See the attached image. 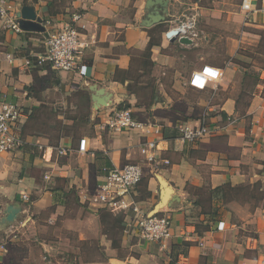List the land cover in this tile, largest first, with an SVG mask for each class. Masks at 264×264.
Returning <instances> with one entry per match:
<instances>
[{"label":"crops","instance_id":"0c3cea01","mask_svg":"<svg viewBox=\"0 0 264 264\" xmlns=\"http://www.w3.org/2000/svg\"><path fill=\"white\" fill-rule=\"evenodd\" d=\"M7 1L16 14L32 7L46 34L78 15L84 46L73 72L26 67L45 51V34H15L0 18V103L23 109L22 146L0 156V264H30L34 246L44 264H264V63L254 50L242 67L236 62L246 41L258 44L264 0H249L263 10L248 18L243 0H168L165 20L151 26L147 0ZM182 4L192 14L180 20ZM181 23L186 32L167 39ZM181 36L191 43H180ZM204 65L221 69V81L204 91L188 88L191 72ZM121 108L151 132L100 129ZM203 115L210 134L185 144L177 127L194 126ZM83 138L86 152L78 153ZM151 139L168 164H145L139 148ZM126 164L144 167L127 202L147 214L157 208L171 221L173 236L162 244L138 237L132 211L117 214L88 202L107 170ZM160 180L168 189L162 208ZM9 208L17 210L11 229L27 223L20 244L3 236ZM101 217L121 219L115 241Z\"/></svg>","mask_w":264,"mask_h":264},{"label":"built area","instance_id":"2783aa9c","mask_svg":"<svg viewBox=\"0 0 264 264\" xmlns=\"http://www.w3.org/2000/svg\"><path fill=\"white\" fill-rule=\"evenodd\" d=\"M240 10L249 14L263 10L254 9L249 0H243ZM0 18L13 33L20 34L22 30L19 27L15 8L7 0H0ZM194 19V18H193ZM79 16H73L71 22L65 23L61 30L48 34L45 39V51L30 60H26L25 66H31V62L36 66L48 65L54 71L73 72L78 69V60L82 54L84 44L80 43L76 31L75 22ZM194 25V21L189 24ZM188 24L181 23L175 29L181 34L187 30ZM194 36V34H192ZM12 62V58L8 57ZM206 69H212L216 75H206ZM82 70H79L81 73ZM199 75L198 83H193L196 76ZM223 78V71L211 65H204L191 72L187 86L197 91L206 90L211 84H217ZM23 117V109L11 102L3 101L0 103V156L10 153L22 146V140L19 134V125ZM100 129L111 132L121 131H139L143 134H149L152 130L151 125H145L135 120L129 109L117 110L110 114L100 125ZM180 139L188 145H193L199 140L210 134V125L205 115L194 126L182 124L177 127ZM86 139L79 140L77 148L78 153L86 152ZM140 153L144 157L145 164L149 167H155L159 163L168 164L162 161L158 155V142L155 139L145 140L140 144ZM60 155L65 154L64 150H58ZM144 175V167L140 164H126L122 167L108 169L103 181L97 186L95 194L89 199V204L107 209L111 212L132 211L136 217L134 227L137 230L138 237L148 243H164L173 236L171 221L162 214H147L139 209L131 200L127 202L126 196L139 185ZM46 178V177H45ZM22 200L28 201L29 198L23 194ZM22 226V225H21ZM7 243H5V246ZM203 246V241L199 242ZM5 246L1 248L5 249ZM181 264V263H177Z\"/></svg>","mask_w":264,"mask_h":264},{"label":"water","instance_id":"95a60500","mask_svg":"<svg viewBox=\"0 0 264 264\" xmlns=\"http://www.w3.org/2000/svg\"><path fill=\"white\" fill-rule=\"evenodd\" d=\"M167 5L168 0H147L146 7L149 12L147 16L146 26H151L153 24L162 22L165 20V14L167 13ZM18 19L19 27L22 31H34L44 33L45 29L42 26V20L36 16L34 9L30 6H22L16 14ZM45 37L48 34L44 33ZM180 32L176 29L169 30L166 33V38L169 40H173L178 37ZM180 43L183 44H190L191 41L184 36H181L179 39ZM92 100L96 102L98 106H106L107 103L104 100H100L97 96H92ZM160 184L163 187L161 192V202L159 204V208H162L164 205L167 204L168 199V189L165 187V182L160 180ZM159 209H155L152 211V214L158 213ZM17 210L13 208H9L7 210V216L4 218V224L13 223L15 220Z\"/></svg>","mask_w":264,"mask_h":264},{"label":"rangeland","instance_id":"374dc122","mask_svg":"<svg viewBox=\"0 0 264 264\" xmlns=\"http://www.w3.org/2000/svg\"><path fill=\"white\" fill-rule=\"evenodd\" d=\"M186 9H187L186 5H184V4L179 5V8L177 9L176 13H181L182 12L184 14V16L181 17L180 20L184 19L185 17L191 16L192 11H189V10H186ZM250 31H252L253 33H256L257 32V31H254V30H250ZM258 34L260 35L261 39L259 37L258 44L256 45V43H255L256 46L254 44H252L251 41H246L245 44H243V46L240 47L241 48V51L240 52H243L244 50H246V52H245L244 55L241 54V55H243V56H241V59L236 60V62L240 65V67H242L243 65H242V63H239V62H243V63L248 62L247 61V59H248L247 58L248 51H250L249 52L250 54H252V52H254V51H257L258 58L264 63V29L261 30V31H258ZM249 38H251V37H249ZM251 46H255V47L252 48ZM252 50H254V51H252ZM229 77H231V78H229V81L227 80V84L230 87H232L233 85L236 84L235 82L237 81V79H236V76L234 74L229 75ZM84 114H85V111H81V115L85 116ZM81 121H84V119H82ZM115 213H117V214H125V213H122V212H115ZM26 224L23 223V226L22 227L18 224L17 227H16V231L14 230V228L13 229L10 228L13 225V223H10V224L6 223L3 226L4 227V230H3V234L4 235L3 236L8 241V244L9 245H11L12 243H14V241H16V243H19L20 244V241L23 239V238L21 239V236L22 235L20 233L21 232L20 230L24 229L25 226H26ZM10 233H11V235H13V238H12L11 241L8 240V236H9ZM16 236H17V238H16ZM5 248H6V246H5ZM14 249H16V248H14ZM30 250H31V254H30L31 255V261H30V264H44L43 262H45V261H43V259L41 257V254H39V248L37 246H34V247L30 248ZM96 254H97V257H98L99 256V251L96 250ZM47 264H55V261H53L52 263L48 262Z\"/></svg>","mask_w":264,"mask_h":264},{"label":"trees","instance_id":"16d2710c","mask_svg":"<svg viewBox=\"0 0 264 264\" xmlns=\"http://www.w3.org/2000/svg\"><path fill=\"white\" fill-rule=\"evenodd\" d=\"M48 67H50V66H48ZM254 79H256V78H254ZM122 109H127V108H121L119 110H122ZM105 218H106V216H105ZM101 219H102V217H101ZM102 221H103V223L105 225L104 231H105L106 235H108L109 237L113 238V240H114V238L116 239L117 235H119V231L123 230L124 226L122 224L121 219L118 218V217H113V218H110V219H107V220H103L102 219Z\"/></svg>","mask_w":264,"mask_h":264},{"label":"clouds","instance_id":"9594fccd","mask_svg":"<svg viewBox=\"0 0 264 264\" xmlns=\"http://www.w3.org/2000/svg\"><path fill=\"white\" fill-rule=\"evenodd\" d=\"M205 74L208 75V76L216 75V73L212 69H206V73ZM199 80H200V77H199V75H197L195 80L193 81V83H198Z\"/></svg>","mask_w":264,"mask_h":264}]
</instances>
